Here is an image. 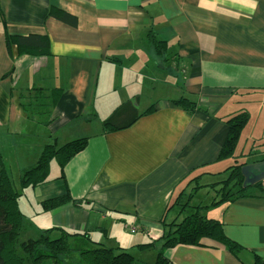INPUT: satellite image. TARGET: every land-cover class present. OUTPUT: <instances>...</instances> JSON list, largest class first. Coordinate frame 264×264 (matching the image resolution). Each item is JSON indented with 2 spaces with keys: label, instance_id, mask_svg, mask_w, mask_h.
I'll use <instances>...</instances> for the list:
<instances>
[{
  "label": "crops",
  "instance_id": "crops-1",
  "mask_svg": "<svg viewBox=\"0 0 264 264\" xmlns=\"http://www.w3.org/2000/svg\"><path fill=\"white\" fill-rule=\"evenodd\" d=\"M150 32L166 43L161 54ZM7 37L18 39L7 44ZM35 37L46 54H38ZM31 88L63 91L48 126L28 120L20 108L18 93ZM179 98L196 109L173 105ZM240 111L249 119L234 155L219 159L226 121ZM28 134H48L59 145L87 138V144L62 178L59 167L52 169L22 197L24 239L62 228L95 231L106 240L114 222L134 233L128 247L159 249L162 221L186 214L171 208L178 194L191 193L196 182L206 190L226 179L228 167L244 163L236 154L258 153L252 163L264 160V0H0V154L6 167L9 149ZM19 163L22 171L27 164ZM202 190H194L193 200ZM252 191L204 211L242 247L237 255L204 240L168 249V264H254L255 256L264 263V199ZM66 193L81 207L37 211L42 201ZM150 242L160 245L138 246Z\"/></svg>",
  "mask_w": 264,
  "mask_h": 264
},
{
  "label": "trees",
  "instance_id": "trees-1",
  "mask_svg": "<svg viewBox=\"0 0 264 264\" xmlns=\"http://www.w3.org/2000/svg\"><path fill=\"white\" fill-rule=\"evenodd\" d=\"M148 37L158 54H161L162 50H166L167 45L164 41L155 39L151 32ZM17 39L7 37L6 41L8 44L11 41L17 42ZM18 44H20V40ZM32 44L38 48V54H46L45 45L39 38L35 37ZM62 92V89L58 88L21 90L18 93L20 108L28 120H35L40 125L48 126L54 118L51 115L52 109H54ZM172 104L187 112L194 111L197 107L196 103L186 98L174 100ZM150 111L151 108L145 113ZM248 119V113L240 111L226 121L228 133L220 150L219 159L233 157L238 138ZM106 128L111 131L117 129L109 124L105 125ZM86 144L87 138H78L62 145H58L57 142L44 145L35 163L21 171L18 185L14 184L11 179L0 154V264H144L126 252L125 248L120 246L107 247L103 242L93 239L95 231L77 232L62 228H49L41 231L36 238L23 239L25 214L20 209L22 197L30 189L36 188L48 180L52 161L57 162L60 178H62L63 169L67 162L81 152ZM262 162L264 160L258 163ZM245 165L241 163L228 167L225 170L228 173L227 178L210 185L216 187L221 184L222 194L219 199H213V202L208 206H201L200 204L193 207L191 205L194 190L204 187L198 182L191 189V193L185 194L182 191L178 194L176 200L171 204V208L178 209L177 216L182 212H188L187 209H192V211L190 210L191 213L185 214L180 221L177 219L170 223L162 221L164 232L159 239L161 246L157 250L155 261L151 264H168L165 256L168 249L177 245L200 246L204 240L220 243L234 255L242 250L239 244L225 236L222 221L209 218L204 211L209 206H215L222 202H233L240 198L251 197L252 194L249 193H251L250 189L252 190V188L259 189L260 196L264 199L262 181L243 188L244 177L241 169ZM195 180L192 179L191 182ZM229 184H232L231 189L237 187V191L233 194L231 191L224 193ZM68 203L75 207H81L80 202L72 200L69 193H66L42 201L37 206L39 209L37 211L50 212ZM55 232L57 235H54ZM99 232L105 235V229H99ZM138 246L145 249L155 247L156 243L150 242ZM254 262V264H264L258 256H255Z\"/></svg>",
  "mask_w": 264,
  "mask_h": 264
},
{
  "label": "rangeland",
  "instance_id": "rangeland-1",
  "mask_svg": "<svg viewBox=\"0 0 264 264\" xmlns=\"http://www.w3.org/2000/svg\"><path fill=\"white\" fill-rule=\"evenodd\" d=\"M26 94H28V93H26ZM40 130L45 131L43 126L40 127ZM46 133H49V132H46ZM47 135L48 134H46L45 139H42V138L36 139L33 137L29 138V134H28L27 135L28 137H26V138L22 139L20 142L16 143L15 148L11 147L9 149L10 153L12 155V161L7 165V169L9 171V174H10L11 179L13 180L14 184L18 185V183H19V177L18 176L20 175L19 172H21L20 168L18 167L20 164L19 162H21V164H27L26 167H23V169H25L28 166L35 163L37 157L40 154V149L36 148V145L41 144L43 147L45 144H49L51 138L49 139V136H47ZM22 142H24V143L22 144ZM263 150L264 149H260V152H262ZM33 157L35 160L33 159ZM236 157L240 162H244L246 164V166L253 165L254 163H252V162L257 160L258 158H260L258 153H256V154L250 153L249 154L247 151L245 153H243L242 156H240L239 154H236ZM58 167L59 166H58L56 161H52L50 163V171L52 169H57ZM220 178L221 179H216V181L221 182L220 180L224 179L225 177L222 176ZM262 181H264V180H262ZM202 183H204V182H202ZM261 184L263 186V182H261ZM204 188L205 187L201 188L200 190H202ZM231 188H232V184H229V186H227L225 188L224 193L231 191L233 194L234 192L237 191V187L234 189H231ZM220 189H221V184L217 185L214 189L210 187L206 190H202L198 194V197L195 198L191 202V205L195 206L198 204H202V205L209 204L212 201L211 197L214 198V196L217 199H219L220 195L222 194V191ZM252 190L250 189V191H252V192H256V191L260 192V190L257 188H252ZM204 194H206L209 197L207 198L206 196H204ZM203 199L205 201H201ZM189 213H191L190 210L188 212H186V214H189ZM180 220H182V218H180L178 221H180ZM120 228H122V229H117L114 222H113V225L110 226V229H109V231L112 233V238L110 237L109 239L104 240L103 236L98 235V233H93L92 238L97 240V241L103 242L107 247H118V246H120L122 248H125L126 252H128L136 260H138L144 264L153 263L154 257L156 255L158 249L146 250L144 253H140L138 250L134 249L133 247H128V246H130L129 236L133 235L134 233H131L130 230H128V233H127L125 228H123L121 225H120ZM121 240H122V242H121ZM118 242L120 243V245H117ZM156 245H160V244H156ZM86 246H89V245H86ZM118 250H116V251L118 252Z\"/></svg>",
  "mask_w": 264,
  "mask_h": 264
},
{
  "label": "water",
  "instance_id": "water-1",
  "mask_svg": "<svg viewBox=\"0 0 264 264\" xmlns=\"http://www.w3.org/2000/svg\"><path fill=\"white\" fill-rule=\"evenodd\" d=\"M243 180V188H247L264 180V162L254 163L253 165L243 166L241 169Z\"/></svg>",
  "mask_w": 264,
  "mask_h": 264
}]
</instances>
